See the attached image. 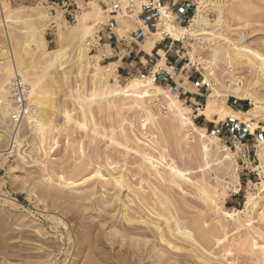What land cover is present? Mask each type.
Wrapping results in <instances>:
<instances>
[{
    "label": "rangeland",
    "instance_id": "obj_1",
    "mask_svg": "<svg viewBox=\"0 0 264 264\" xmlns=\"http://www.w3.org/2000/svg\"><path fill=\"white\" fill-rule=\"evenodd\" d=\"M128 1L73 0L66 8L58 0H0V264H203L174 236L170 240L184 249L160 243L156 228L167 232V220H182L207 247L225 229L226 247L218 246L230 251L210 246L223 264H255L249 256H262L259 139L245 143L244 137L207 132L206 155L197 136L202 129L183 127L176 109L193 119L190 101L157 83L164 91L159 96L125 90L133 79L147 77H118L97 46L114 7L116 18L133 26L140 0ZM193 1V14L183 23L176 25L171 13L162 16L161 31L182 40L186 66L180 76L188 70L204 83L201 110L216 101L215 120L228 105L246 100L240 112L251 110V121L244 123L264 138V105L251 101H264V78L255 70L264 55V0ZM196 15L206 22L193 21ZM184 27L190 30L171 33ZM17 68L37 81L39 103L30 105L41 114L40 124L24 119L16 126L2 108V101L11 103ZM238 87L248 98L232 93ZM146 152L162 176L146 167ZM169 163L192 181L180 179L178 188ZM250 195L256 206L246 209Z\"/></svg>",
    "mask_w": 264,
    "mask_h": 264
},
{
    "label": "crops",
    "instance_id": "obj_2",
    "mask_svg": "<svg viewBox=\"0 0 264 264\" xmlns=\"http://www.w3.org/2000/svg\"><path fill=\"white\" fill-rule=\"evenodd\" d=\"M140 5L138 18L134 19L131 28L116 18L118 15L115 12L116 7L109 11L98 32L97 49L100 51L102 61L114 64L118 77L152 76L158 85L179 95L183 100L190 101L195 113L194 122L211 134L226 133L229 137H244L245 143L260 139L257 132H252L247 124L236 118L227 117L219 121L208 119L200 112L202 97L205 95L204 83L188 70L185 71V76H180V72L184 71L186 66L180 56L182 40L161 31L163 25L161 8L164 6L163 8L171 13L172 21L178 25L190 19L194 11V1L140 0ZM134 10L130 9V13ZM159 32L161 34L158 35ZM169 67H173L172 70L171 68L169 70ZM235 102L237 105L232 103L228 106L236 111H245L246 100ZM241 129H244L243 133Z\"/></svg>",
    "mask_w": 264,
    "mask_h": 264
},
{
    "label": "bare ground",
    "instance_id": "obj_3",
    "mask_svg": "<svg viewBox=\"0 0 264 264\" xmlns=\"http://www.w3.org/2000/svg\"><path fill=\"white\" fill-rule=\"evenodd\" d=\"M127 1V0H126ZM131 3L133 2V0H129ZM128 1V2H129ZM140 7H141V5H139V9H140ZM164 7V6H163ZM161 8V10H162V16L164 17H171L170 16V13L168 12V11H166V9L165 8ZM234 11V10H233ZM235 14V13H234ZM236 15V14H235ZM247 17V16H246ZM261 17V16H260ZM238 18V17H237ZM245 19V18H244ZM249 19V18H248ZM247 19V20H248ZM193 21H197V22H202V23H204V22H206V18H204V17H202V16H199V15H196V16H194V18L192 19ZM264 20V19H263ZM207 21H208V19H207ZM251 21V20H250ZM208 23V22H207ZM253 23V22H252ZM206 24V23H205ZM244 24V23H243ZM248 24V23H247ZM247 26V25H246ZM255 29V28H254ZM190 29H186L185 27L184 28H179L178 30H171V33H173L174 35H181V34H183V32H187V31H189ZM158 35L159 34H161V32H159V33H157ZM154 42V41H153ZM152 43V42H151ZM151 45V44H150ZM235 45V44H234ZM152 46V45H151ZM149 48V47H148ZM253 49H251V51H252ZM249 51V50H248ZM254 51H256V50H254ZM250 52V51H249ZM4 53V52H3ZM255 53H257V52H255ZM252 54V53H251ZM2 55V54H1ZM57 55V54H56ZM248 55V54H247ZM256 55H258V53L256 54ZM258 57L260 58V54L258 55ZM261 60V62H259L258 64H257V66H256V68H255V70H256V72L257 73H259V75H261V76H263V78H264V55L262 56V58L260 59ZM4 62H0V68L2 67H4L2 64H3ZM6 64V63H5ZM4 64V65H5ZM16 64V63H15ZM1 68V69H2ZM170 68L171 67H169V70H170ZM173 68V67H172ZM172 68H171V70H172ZM16 72H18V73H20L21 74V76H22V78H23V80L26 82V81H29L30 82V84H31V86H29L30 87V96H29V106H30V109H31V103H33V105H35V106H37L38 104H37V102H38V91H37V81H35V79H29L27 76L28 75H26L25 74V72H27V71H23L22 70V68H17V69H15V71H14V73H16ZM13 72H7L6 73V76H7V78L5 79V81H8V79H9V77H10V75L12 74ZM15 75V74H14ZM13 75V76H14ZM179 79V78H178ZM9 82V81H8ZM27 83V82H26ZM8 86V85H7ZM2 87V93H3V97H5V95L8 93L7 91V89H5V86L4 85H2L1 86ZM38 87H39V85H38ZM8 89H9V87H7ZM153 88H156L157 89V92H155L154 90H153ZM39 89V88H38ZM126 91H131L132 93H134L133 95L134 96H137V95H139V97L141 96V98L143 97V96H148V97H153V96H159V95H161L162 93L164 94V91L161 89V87L160 86H158V85H156L155 84V82H154V80H153V77L152 76H149V77H147V78H138V79H133L132 81H131V83L129 84V89L127 90V89H125ZM235 96H237V97H239V98H244V97H246V98H248V95L249 94H247V93H242V92H240L239 91V87L238 88H236L233 92H232ZM0 94H1V92H0ZM0 96H2V95H0ZM30 97H31V99H30ZM250 98V97H249ZM5 99V98H4ZM8 99H9V97H8ZM252 100V102H253V104L256 106V107H261L262 105H264V101H262V100H259V99H257L256 97H252L251 98ZM32 100V101H31ZM3 102L4 101H2V108H3V110H4V112L6 113V114H10L12 111H11V109H12V105H11V103L10 102H8V104H9V106H7L6 104H3ZM7 102V101H6ZM39 103V102H38ZM217 108H218V106L216 105V101H213V100H210V101H208L207 102V104H206V106L204 107V109H202V110H200V112L202 113V114H204L208 119H211L212 118V113L215 111V110H217ZM38 109V108H37ZM177 109V111H178V114H179V117H180V122H181V125L183 126V127H186V128H190V127H192V128H194L195 130H201V131H199V133L197 134V136H199V138L203 141V143H204V150H205V154L206 155H208L209 154V145H206L207 144V137L209 136V134L207 133V130L205 129V128H202V127H199L195 122H194V120L191 118V117H189V116H187V115H185L184 114V112H183V110L181 109V107L180 106H178V108H176ZM249 111H251V110H248V111H246V112H238V111H236V110H233L230 106H228L226 109H224V110H222L219 114V117L217 118V120H224V119H226L227 117H233V118H236V119H238V120H240V121H242V122H246V121H249L251 118L247 115V112H249ZM252 114V113H251ZM255 114V113H254ZM40 115L41 114H39V112H37V110L36 109H33L32 111L30 110V113H29V115L25 118L26 120H28L30 123H32V124H40L41 123V119H40ZM213 119V118H212ZM216 120V121H217ZM251 121V120H250ZM20 125V123H18L16 126H19ZM185 128V129H186ZM263 128H264V126H263ZM214 137H215V135H213ZM15 142H18V139L17 138H15ZM257 154H258V156H259V158H260V160H261V163H260V167L262 168V167H264V138H260L259 139V142H258V146H257ZM143 158H144V160H145V165H146V167L148 168V169H152V168H154V169H156V168H158V166H157V163H156V160H155V158L152 156V155H150L149 154V152H146V153H144L143 154ZM170 164V163H169ZM175 163H172V164H170V167H171V171H170V173H174V175L173 176H177L178 175V179H176V180H178V188L179 187H181L182 185H181V181H180V179H185V181L186 180H188V182L189 181H192V179H190V177H187L186 176V173L181 169V168H179L177 165H174ZM149 171V170H148ZM156 172L158 173V176H162V174H161V172H160V170L158 169H156ZM171 174V175H172ZM164 176V175H163ZM166 177V176H165ZM164 177V178H165ZM174 177V178H175ZM163 178V179H164ZM171 179V178H170ZM172 179H173V177H172ZM172 179H171V181H172ZM124 181V180H123ZM122 181V179H121V182H123ZM81 182V181H80ZM125 183H126V181H124ZM123 182V183H124ZM182 182H183V180H182ZM187 182V181H186ZM122 183V185H124ZM192 183V182H191ZM197 184V183H196ZM126 185V184H125ZM128 187H130L129 185H128ZM198 188V187H197ZM182 189V188H181ZM203 189V188H202ZM252 202H253V204H252ZM123 203V202H122ZM127 203H125V204H123V206H126L127 207V205H126ZM255 204V206H256V201L254 202V200H253V197L250 195L249 197H248V199H247V201H246V203H245V208L247 209V208H249L250 207V205H254ZM254 206V207H255ZM254 207H252V208H254ZM128 209H129V207H128ZM127 211V208H125V212ZM241 211H243V210H241ZM124 212V213H125ZM128 212V211H127ZM225 212V214L227 215V216H229V217H231V216H233V213H231V212H228V211H224ZM245 212V211H244ZM264 212V211H263ZM261 213V212H260ZM160 214V213H159ZM262 214V213H261ZM124 215H127V213H125ZM126 217V216H125ZM156 222V221H155ZM180 222H182V220L180 221V220H178L177 221V224H172L170 221H166V226L168 227V231L166 232V228L164 229V228H161V226H157V228L156 229H158L159 231L157 232L158 233V240L160 241V243H162V242H165L167 245H169V247L171 246L172 247V249L174 248V249H178L179 251L180 250H182V249H184V247L182 246V245H176V244H174L171 240H170V238H172L171 236H174V237H176V239H178V240H180V242L181 241H183V242H186L187 244H188V246L190 247V249H189V251L190 252H192V254H191V256L190 257H193L194 259L195 258H199V259H202L203 261L202 262H204L203 264H223V263H221V262H219L218 260H217V258H218V256H217V252L216 251H214V250H216V249H214L213 250V248L211 249V247H212V245H214V247L216 248V246L217 247H219L218 245H222L223 246V240L225 241V239H227V231L225 230H222L221 231V229H220V233H221V235H219V233L217 234V232H216V238H214L215 240H212V241H214V242H212V243H210V244H212V245H210L209 243H207V244H209L210 246H205L206 244L205 243H203L204 241L203 240H201V239H203L202 237H201V239L198 237V235H196V233L194 232V231H192L191 229H189V228H187L186 226H184V225H181L180 224ZM239 223V222H238ZM219 224V223H218ZM217 224V225H218ZM174 225H176V226H174ZM187 225V224H186ZM241 225H243V224H241ZM156 226V225H155ZM165 226V227H166ZM220 226H222V225H220ZM227 226V225H226ZM154 227V226H153ZM189 227V226H188ZM218 227V226H217ZM239 227H241V226H239ZM156 229H154V230H156ZM218 230H219V228H218ZM258 230V229H257ZM157 231V230H156ZM251 231V230H250ZM255 232H256V228H255ZM253 233H254V231H253ZM252 233V234H253ZM258 233H262L261 232V230L258 232H256V235L257 236H259L258 235ZM212 235V236H213ZM262 235V234H261ZM156 236V237H157ZM248 236V235H247ZM249 236H251V235H249ZM206 238V237H205ZM212 238V237H211ZM253 238V237H252ZM251 238V240H253ZM207 239V238H206ZM211 240V239H210ZM177 241V240H176ZM203 241V242H202ZM208 241V240H207ZM208 242H210V241H208ZM226 242V241H225ZM243 242V241H242ZM221 243H223V244H221ZM182 244V243H181ZM251 244H252V246H253V244H255V245H257V242H255L254 240L251 242ZM186 245V244H185ZM222 246H220L219 248L221 249L222 248V250L226 253V252H228V251H230V248H224V247H222ZM224 246L226 247V244H224ZM251 246V245H250ZM251 246V247H252ZM170 247V248H171ZM250 247V248H251ZM224 248V249H223ZM253 249H254V247H253ZM255 250V249H254ZM257 250V249H256ZM219 251V250H218ZM252 251V250H251ZM250 251V252H251ZM258 251V250H257ZM200 252L203 254H201L202 256H200ZM219 252H221V250L219 251ZM255 252V251H254ZM253 252H251V254H252ZM258 253V252H257ZM261 253H262V256L260 255V256H258L257 254L256 255H250L249 256V259L251 260H253L254 262H255V264H264V246L261 248ZM221 254V256H222V254L223 253H220ZM224 256H226V254H223ZM255 256H257V257H255ZM251 257V258H250ZM229 259V258H228ZM197 260V259H196ZM229 264H233V262L232 261H230L229 262Z\"/></svg>",
    "mask_w": 264,
    "mask_h": 264
},
{
    "label": "built area",
    "instance_id": "obj_4",
    "mask_svg": "<svg viewBox=\"0 0 264 264\" xmlns=\"http://www.w3.org/2000/svg\"><path fill=\"white\" fill-rule=\"evenodd\" d=\"M49 3L56 4V0H43ZM59 3L63 4L66 8H69L70 5L73 3V0H58ZM58 3V4H59ZM10 91H11V121L13 124L17 125L21 123L30 113V106H29V96H30V87L29 85L23 80L20 73L16 72L15 75L12 77L10 82Z\"/></svg>",
    "mask_w": 264,
    "mask_h": 264
}]
</instances>
